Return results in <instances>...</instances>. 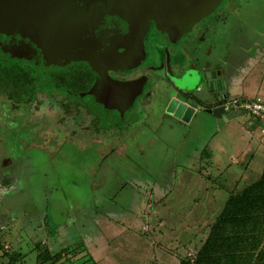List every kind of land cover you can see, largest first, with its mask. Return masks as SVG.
<instances>
[{
  "label": "crops",
  "instance_id": "obj_1",
  "mask_svg": "<svg viewBox=\"0 0 264 264\" xmlns=\"http://www.w3.org/2000/svg\"><path fill=\"white\" fill-rule=\"evenodd\" d=\"M220 16L221 23L214 28L203 63L190 61V65L195 64L194 71H191L189 66L185 68L182 65L184 55L181 54L173 58L174 65L172 59L169 63L173 65L176 76L183 70L176 85V95H172L170 100L176 98L195 108L191 120L185 123L168 114V100L163 102L162 108L144 115L136 128L129 129L130 126H127L126 132L122 131L127 137L143 125L142 133L135 134L137 138H142L146 131L150 134V123L158 121L165 124V134L174 133L176 127H188V146L182 148L180 145L175 157L181 173L179 178L176 176L169 180V187L189 188L190 202L185 205L186 197L172 195L173 191L165 189L156 196L153 189L158 187L157 184L138 181L136 184H141L143 188L148 186L147 198H107L108 203L113 205L112 209L97 206L103 200L95 198L92 202L95 205L89 204L91 209L88 208V212L85 205L78 210L66 206L64 212H54V207L50 214H46L38 230L37 216L26 211L20 214L11 212L16 205L22 209L24 201H27L25 204L30 203V200L18 202L21 194L14 197L6 195L17 184V175L27 159L18 147L8 151L4 147L0 154V190L4 193L0 197V232H4L5 236L0 241V249L4 251L0 258L10 254L13 248L9 244L15 243L16 248L11 252L13 254L8 264L22 261L23 255L19 252L23 244L19 232L33 229L45 231L41 244L35 243L38 252L36 264H179L176 255L170 251L173 246L194 245L199 241L201 234L197 227L200 221L217 218L229 198L230 193H226L222 178V170L226 167H223L220 157L225 153L223 147L229 142H224L220 133H226L224 135L229 141L234 140L233 144L239 148L238 153L245 156L240 162L247 164L248 169L254 163L257 151L264 150L261 124L257 119L250 120L246 114L235 113L239 117L226 121L221 127L211 116L212 121L207 129L213 128L214 131L207 136H202L205 130L200 127L193 130L204 108L223 106L231 98L264 102V0H233ZM212 72L215 77L207 80V73ZM157 116L160 118L158 121L154 120ZM145 119L149 124L144 122ZM143 128L148 130L143 131ZM113 134L100 144L106 146L118 139ZM43 149L47 153L52 148ZM262 164L260 176L264 159ZM75 204L82 206L84 202L72 203L73 206ZM32 241L36 239L31 237Z\"/></svg>",
  "mask_w": 264,
  "mask_h": 264
},
{
  "label": "water",
  "instance_id": "obj_2",
  "mask_svg": "<svg viewBox=\"0 0 264 264\" xmlns=\"http://www.w3.org/2000/svg\"><path fill=\"white\" fill-rule=\"evenodd\" d=\"M232 2L0 0V61L16 59L31 68L39 78L38 95L48 90L56 73L72 66L83 65L93 72L96 83L87 94L55 97L53 90L54 106L63 112L58 100H64L63 105L68 102L70 110L64 118L75 115L72 141L89 138L103 143L113 133L110 129L135 105L140 106L139 98L149 82L147 77H137L138 71L155 67L163 59L157 47L168 46L163 64L168 62L170 67V60L185 55L194 39L204 38L215 17ZM152 31L157 38L151 36ZM117 74L130 75L121 79ZM211 76L215 74L207 73V80ZM79 109L83 112L81 121L76 118ZM139 109L143 111L141 106ZM195 111L176 98L167 107L168 114L185 123ZM203 112L213 116L219 127L239 117L224 106L207 107Z\"/></svg>",
  "mask_w": 264,
  "mask_h": 264
},
{
  "label": "rangeland",
  "instance_id": "obj_3",
  "mask_svg": "<svg viewBox=\"0 0 264 264\" xmlns=\"http://www.w3.org/2000/svg\"><path fill=\"white\" fill-rule=\"evenodd\" d=\"M208 34L211 35V32H208ZM151 36L157 38V33L152 31ZM189 54L185 53L181 62L185 68L189 66L191 71H194L195 64H189L192 62ZM172 62L174 65L173 58ZM172 70L175 73L174 80L176 82L177 79L178 83L179 78H181L179 75H182L183 70L181 69L182 72L177 76L175 70L173 68ZM2 79L3 77L0 75V139L9 148L18 146L24 158L27 159L21 167L22 171L17 175V184L6 195L14 197L16 194H21L22 198L19 196L18 202L30 200V203L25 204L27 201H24L21 205L22 209L16 205L15 209L11 210L13 214H20L24 211L31 212V214L37 216L36 223L38 230H40L46 214H50L54 207V212H64L63 209L66 206L78 210L85 205L88 212V208L91 209L89 204L95 198L103 200L101 205L97 204V206L104 207V209H112L113 205L108 203L107 198H114V196L119 200L121 198L129 200L137 197L147 198L146 188L148 186L146 185L143 188L141 184H136L138 181L157 184L158 187L153 189L156 196L163 193L165 189L170 192L173 191L172 195L186 197L184 200L185 205L190 202L191 192L189 188L169 187V180L176 176L179 178L181 173L175 157L180 145L182 148L188 146L190 141V137H187L188 127H176V131L167 133V136L165 134V124L158 121L160 118L157 116L154 120L158 122L150 123L152 125L150 134L146 131L147 128H143V131H146L144 136L142 138L136 137V133H142L141 129L144 127L142 125L141 128L133 130L126 137V134H123L122 131L127 126H130L129 129L131 127L136 128L135 125L141 123L145 117L144 111H141L140 106L137 104L125 114L123 121L110 129L114 136H118V139L111 141L108 145H101L89 138H83L76 142L63 143V141H59L56 144L57 147L45 153L43 148H49L48 146H50V141L53 139L52 133L58 120L57 117L53 115L46 119L39 118L34 115L37 112L36 107H16L12 105L4 98L7 91L6 87L1 84ZM241 114L245 115L246 113L242 112ZM250 120L256 121V118L250 116ZM211 121L210 115L201 112L194 123L193 130L200 127V129L205 130L202 132V136L210 135L214 131L213 128L212 130L207 129L210 127ZM146 124H149L148 121ZM220 134V136H223L224 142H229L227 146L223 147L225 150L224 155H220L221 161H223L222 165L226 167L225 170H222L224 171L222 177L224 179V189L226 193L243 190L260 177L264 150L257 151L256 159L248 169L247 164L240 162L245 156L238 153L239 148H236L233 144L234 140L230 139L229 141L227 135H224L226 133ZM149 142L151 143L148 144ZM21 145L22 148L20 149ZM240 145H242V142H240ZM250 150L251 152L254 151L252 147ZM231 158L234 160L231 161ZM3 194L0 190V197ZM63 201L65 203L67 201V204L70 202V205L63 203ZM78 201L84 202V204L82 206L72 205V203ZM58 202L62 203L59 204ZM215 220L216 217L200 221L201 223L197 228L199 235H201L198 238L199 241H196L194 245H179L175 248L173 246L170 251L183 256L194 254L205 241ZM38 230L32 229L31 231L30 229L19 232L23 244V249L19 253L23 255V260L12 264H36L38 252L35 249V243L37 242L40 245L45 239V231ZM4 236L5 233L0 232V241L3 240ZM31 237L35 238L36 241L30 242ZM14 244H9L13 248L12 251L16 248ZM11 252L6 257L0 258V264L9 263V258L13 254ZM2 254H4V251L0 249V256Z\"/></svg>",
  "mask_w": 264,
  "mask_h": 264
},
{
  "label": "trees",
  "instance_id": "obj_4",
  "mask_svg": "<svg viewBox=\"0 0 264 264\" xmlns=\"http://www.w3.org/2000/svg\"><path fill=\"white\" fill-rule=\"evenodd\" d=\"M71 71L66 69L56 74L48 90L55 91L53 84L69 83ZM74 74L76 79H87L83 71L75 69ZM0 75L7 99L25 105L37 95L38 75L18 60L0 61ZM171 253L179 264H264V169L256 183L229 194L205 241L194 254Z\"/></svg>",
  "mask_w": 264,
  "mask_h": 264
},
{
  "label": "flooded vegetation",
  "instance_id": "obj_5",
  "mask_svg": "<svg viewBox=\"0 0 264 264\" xmlns=\"http://www.w3.org/2000/svg\"><path fill=\"white\" fill-rule=\"evenodd\" d=\"M222 17L216 16L214 19V25L209 29L208 32H211V35L207 33L204 38H201L199 40H193L192 46L185 50L186 53H190L189 56L191 58V61L194 63L196 60L199 63H203L206 60V54L207 49L210 41V37L214 33V28L217 24L221 23ZM158 49V55L159 58L163 56V59L158 63L157 66H146L144 69H141L138 71L137 77H147L149 84L148 89H145L141 97L139 98L140 106L142 107V110L145 113V116H147L149 111H156L159 107L162 108L163 102L170 100L172 98V95H176L175 89L177 88L176 85H178L177 82L174 80V72L172 71V67L165 63L163 64V60L167 59L166 52L168 50L167 45H161L157 47ZM83 68L85 66L81 65ZM78 67V66H77ZM82 67L76 68L75 66H72L68 69H73L72 74L70 75L69 83H61L59 85L53 84V87L55 88V97L62 93H68L74 96L87 94L95 85L96 83V76L91 72L89 69L85 70ZM151 69H150V68ZM80 70L83 71L87 79L84 80V78L80 77L77 78L74 77V70ZM89 71V72H88ZM63 72V71H62ZM59 73V72H58ZM56 73V74H58ZM56 74L53 76L52 80H54ZM130 74L125 75H115L117 78H124L129 77ZM39 80V78H38ZM58 80H63V78H58ZM84 80V81H83ZM174 87V88H173ZM178 93V92H177ZM38 95V94H37ZM35 96V98L29 102L28 104L21 105L16 103V101H12L7 99L4 95V98L8 100L12 105H15L16 107H36L37 112L34 114L39 118H50L53 115L57 117V127H54L55 130L52 133V141H50L49 148H55L57 147V143L59 141L64 142H74L72 141L71 137L74 139V131H75V122L74 118L75 115H68L69 117H65L64 115L67 113H70L68 108V102H66L65 105H63L64 100H58L60 107L63 108V112L59 111L54 106V96L52 90H46L45 92L39 94L38 96ZM181 96V94L179 95ZM59 97V96H58ZM224 106V105H223ZM46 110V111H45ZM72 110H75V107H72ZM80 111L77 112V119L81 121V118L83 117L82 109H79ZM16 126V125H15ZM81 126V125H80ZM47 129V128H46ZM87 132V131H86ZM33 137V136H32ZM3 140L0 139V154L1 150L5 147L6 150H10L13 148H9L6 146V144H3ZM18 147V146H17ZM16 147V148H17ZM22 148V145L19 147ZM18 149V148H17Z\"/></svg>",
  "mask_w": 264,
  "mask_h": 264
},
{
  "label": "built area",
  "instance_id": "obj_6",
  "mask_svg": "<svg viewBox=\"0 0 264 264\" xmlns=\"http://www.w3.org/2000/svg\"><path fill=\"white\" fill-rule=\"evenodd\" d=\"M225 110L232 113H246L256 118L261 124V134L264 137V102L261 100H248L231 98L224 104Z\"/></svg>",
  "mask_w": 264,
  "mask_h": 264
}]
</instances>
